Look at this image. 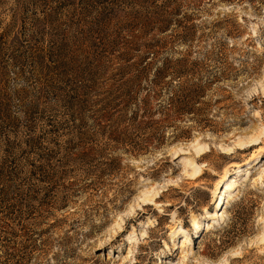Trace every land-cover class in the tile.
Segmentation results:
<instances>
[{
	"label": "rangeland",
	"instance_id": "obj_1",
	"mask_svg": "<svg viewBox=\"0 0 264 264\" xmlns=\"http://www.w3.org/2000/svg\"><path fill=\"white\" fill-rule=\"evenodd\" d=\"M140 59L147 126L76 139ZM263 172L264 0H0V264H264Z\"/></svg>",
	"mask_w": 264,
	"mask_h": 264
},
{
	"label": "trees",
	"instance_id": "obj_2",
	"mask_svg": "<svg viewBox=\"0 0 264 264\" xmlns=\"http://www.w3.org/2000/svg\"><path fill=\"white\" fill-rule=\"evenodd\" d=\"M171 64H174L176 67L181 66L182 60H175L173 62L163 61L158 66V64L147 62L146 59H140L132 65L118 69V74L123 76L133 71L135 74L117 87L116 90H108L106 98L97 102L101 106L103 104L99 110L91 111L92 116L98 117V122L103 121V125L99 123L95 126V128H99L97 130H93L94 125L90 126L89 122H87L90 118L88 114L89 108L94 106V102L88 98V95L85 93V86H82L79 91L74 93L73 101L70 104L72 110L71 118L76 123V132L74 134L76 139L85 140L91 135H107L114 142L126 143L129 140L131 129H138L146 124L143 120H145L149 112V99L146 98V100L136 102L134 97L135 89H139L140 92H148L151 89L160 88L159 91L162 92L164 90L163 82L168 75V71L172 70ZM149 69H153L150 80L147 78L150 74H146ZM175 73L178 74V70ZM142 81L144 82L143 88L140 86ZM114 93L115 96H113ZM176 113L180 115L189 114L191 110L182 107L178 108ZM115 115L116 118H114Z\"/></svg>",
	"mask_w": 264,
	"mask_h": 264
},
{
	"label": "bare ground",
	"instance_id": "obj_3",
	"mask_svg": "<svg viewBox=\"0 0 264 264\" xmlns=\"http://www.w3.org/2000/svg\"><path fill=\"white\" fill-rule=\"evenodd\" d=\"M254 141H256L255 139H253V141L252 142H254ZM206 149V147H203L202 149H199L198 151H197V153L198 154H200V157H204L205 155H206V153L208 152V150H205ZM257 152H259L258 151V149L256 150ZM196 153V154H197ZM175 158V156L172 158V159H174ZM234 167H236L235 169H236V171H240L241 169H242V167H238L237 166V164H235L234 165ZM233 167V168H234ZM234 169V170H235ZM204 172H202V170L200 171H195L193 174H192V176H196V179L197 178H199L202 174H203ZM226 174H227V170L225 169L224 171H223V174H222V176H221V179L219 180V182H218V184H217V188H218V191H217V195H219V192H220V197H219V199H220V202H222L221 203V206H220V208H219V211L221 210V208H222V206H223V204H224V201H225V199H226V196L228 195V193H230V192H232V191H234L235 189V181H233L231 184H224L223 182H227V180H226ZM263 175H264V172H263ZM261 177H262V175H258L256 178L257 179H255L254 181H258V180H261ZM195 179V180H196ZM157 198H159V197H157ZM227 198H228V196H227ZM218 200V197L216 198V200L213 202L214 204L216 203V201ZM148 201H150L149 199L147 200V201H142V202H144V203H148ZM218 215H219V212H214L213 214L211 213L210 215H209V218H212V217H218ZM193 223H192V226H193V229H195V233L197 232V233H200V231H201V229H203V227H205L206 226V230H208L209 229V227L211 226V225H209L208 223H206L205 225H203L202 226V223L201 222H198V221H195V220H193L192 221ZM209 226V227H208ZM175 233H177L176 234V236L177 237H180V235H182V234H184V229H182V228H178V230L176 231H174L173 232V234H175ZM186 241L184 240V242L183 243H185ZM225 263V262H224ZM224 263H221V264H224Z\"/></svg>",
	"mask_w": 264,
	"mask_h": 264
}]
</instances>
